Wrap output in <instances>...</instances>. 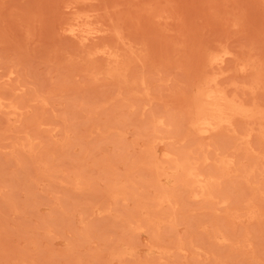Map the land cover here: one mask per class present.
<instances>
[{
	"label": "rangeland",
	"instance_id": "374dc122",
	"mask_svg": "<svg viewBox=\"0 0 264 264\" xmlns=\"http://www.w3.org/2000/svg\"><path fill=\"white\" fill-rule=\"evenodd\" d=\"M0 264H264V0H0Z\"/></svg>",
	"mask_w": 264,
	"mask_h": 264
}]
</instances>
